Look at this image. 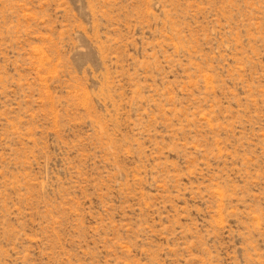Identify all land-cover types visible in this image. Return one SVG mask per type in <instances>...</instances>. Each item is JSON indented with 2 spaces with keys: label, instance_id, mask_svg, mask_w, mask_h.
Returning <instances> with one entry per match:
<instances>
[{
  "label": "rangeland",
  "instance_id": "obj_1",
  "mask_svg": "<svg viewBox=\"0 0 264 264\" xmlns=\"http://www.w3.org/2000/svg\"><path fill=\"white\" fill-rule=\"evenodd\" d=\"M0 264H264V0H0Z\"/></svg>",
  "mask_w": 264,
  "mask_h": 264
}]
</instances>
